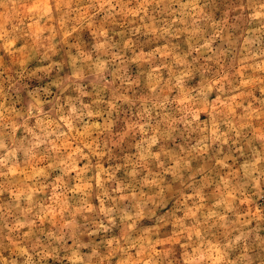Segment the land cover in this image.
<instances>
[{
    "label": "clouds",
    "instance_id": "1",
    "mask_svg": "<svg viewBox=\"0 0 264 264\" xmlns=\"http://www.w3.org/2000/svg\"><path fill=\"white\" fill-rule=\"evenodd\" d=\"M0 264H264V0H0Z\"/></svg>",
    "mask_w": 264,
    "mask_h": 264
}]
</instances>
